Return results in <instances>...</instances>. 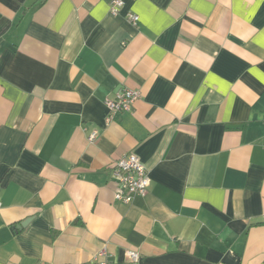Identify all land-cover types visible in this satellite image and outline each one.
Instances as JSON below:
<instances>
[{
	"label": "crops",
	"instance_id": "1",
	"mask_svg": "<svg viewBox=\"0 0 264 264\" xmlns=\"http://www.w3.org/2000/svg\"><path fill=\"white\" fill-rule=\"evenodd\" d=\"M122 1L0 0V264H264V0Z\"/></svg>",
	"mask_w": 264,
	"mask_h": 264
},
{
	"label": "built area",
	"instance_id": "2",
	"mask_svg": "<svg viewBox=\"0 0 264 264\" xmlns=\"http://www.w3.org/2000/svg\"><path fill=\"white\" fill-rule=\"evenodd\" d=\"M122 0H111L109 11L112 15H116L122 6ZM127 20L136 24L138 15L128 13ZM138 97V91L123 87L115 91L113 97L105 99L107 108L106 121H110L114 115L122 111H130L135 99ZM97 132L93 131L89 134L88 140L96 139ZM111 176L117 184V190L114 199L123 203H130L136 197L144 196L150 183L148 171L137 154L130 152L123 154L113 163L111 168ZM125 258L127 264H140V253L136 249H126ZM107 249L103 245L93 256L92 261L96 264L107 263Z\"/></svg>",
	"mask_w": 264,
	"mask_h": 264
},
{
	"label": "water",
	"instance_id": "3",
	"mask_svg": "<svg viewBox=\"0 0 264 264\" xmlns=\"http://www.w3.org/2000/svg\"><path fill=\"white\" fill-rule=\"evenodd\" d=\"M24 225V223L22 222L21 224H20V226H23Z\"/></svg>",
	"mask_w": 264,
	"mask_h": 264
}]
</instances>
